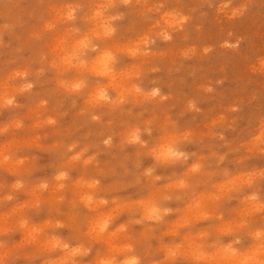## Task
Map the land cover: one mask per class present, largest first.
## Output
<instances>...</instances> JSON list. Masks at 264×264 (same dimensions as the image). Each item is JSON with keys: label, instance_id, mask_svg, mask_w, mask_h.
<instances>
[{"label": "rangeland", "instance_id": "obj_1", "mask_svg": "<svg viewBox=\"0 0 264 264\" xmlns=\"http://www.w3.org/2000/svg\"><path fill=\"white\" fill-rule=\"evenodd\" d=\"M0 242L264 264V0H0Z\"/></svg>", "mask_w": 264, "mask_h": 264}, {"label": "clouds", "instance_id": "obj_2", "mask_svg": "<svg viewBox=\"0 0 264 264\" xmlns=\"http://www.w3.org/2000/svg\"><path fill=\"white\" fill-rule=\"evenodd\" d=\"M107 59H108V60H111L112 58L109 56V57H107ZM104 71H105V72L111 71V69L107 66V64H105V69H104ZM80 86H81L80 84H77V85H76V88H79ZM29 87H30V85H29ZM153 95H156V93L154 92ZM100 97H101L102 99H105V100L108 99V97L106 96V94L103 93V92H101ZM134 139H135V140H139V137L136 136V137H134ZM173 155H174V156H177V158H178V154L173 153ZM180 155H182V154H180ZM61 175H63V173H61ZM16 187H20V185L17 184ZM8 199H11V197H8ZM167 212H168V209H164V210H163V213H164V214H167ZM155 218H156V219H160L161 217L158 215V216H156ZM257 235H260V234L258 233ZM0 243H2V242H0ZM262 248H264V245H262ZM104 264H112V262H111V261H105ZM125 264H137V261H136L135 259H132V260L125 261Z\"/></svg>", "mask_w": 264, "mask_h": 264}]
</instances>
